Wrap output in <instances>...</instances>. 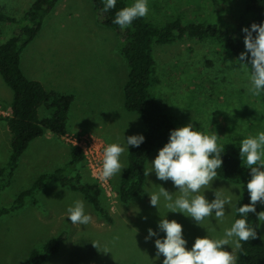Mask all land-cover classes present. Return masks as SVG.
Instances as JSON below:
<instances>
[{
	"label": "rangeland",
	"instance_id": "374dc122",
	"mask_svg": "<svg viewBox=\"0 0 264 264\" xmlns=\"http://www.w3.org/2000/svg\"><path fill=\"white\" fill-rule=\"evenodd\" d=\"M33 1L0 0V10L19 17ZM125 1L129 5L133 3V0ZM149 8L147 17L159 24L180 15L188 21L238 23L233 0H149ZM13 30L10 23H0V44ZM120 43L116 31L98 22L91 0H60L38 37L26 48L22 67L48 91L75 96L68 136L59 141L47 136L31 143L20 159L11 186L0 191V205L10 207L41 174L65 167L71 161L73 138L80 137L95 153L73 175L79 173L84 182L98 183L101 163L96 160L102 161L103 148L109 143L122 142L127 124L125 137L143 133L140 116L128 112L124 106L129 68L118 52ZM153 55L157 84L152 92L180 125L200 123L207 134L217 133L219 142L238 154L240 140L264 131L261 97L249 93L245 72L220 45L210 40L185 38L154 46ZM12 101L13 91L0 75V168L10 153L11 134L6 120ZM40 115L46 117L47 110L42 108ZM161 148L150 156L147 168ZM128 153L122 157L126 166ZM120 178L107 181L106 190L101 194V203L110 219L98 214L82 194L55 181L48 183L37 195L38 203L26 200L23 207L0 219V264H22L32 250L61 236L59 253L44 264H154L155 238L146 243L144 237L148 228L157 229L160 216L183 226V236L191 248L197 237L207 235V228L214 227L215 235L219 236L224 228L231 226L241 194L239 185L217 177L212 190L205 191L206 198L214 199V191L221 195L234 193V207L229 209L223 222L213 221L211 225L205 222L201 227L191 218L168 212L163 202L159 209L150 205L148 194L157 192L159 186L169 192L177 191L170 180H157L150 173L146 177L145 193L123 203L119 195ZM76 199L85 202L93 217L87 226L73 225L66 217L67 208ZM260 211H264V204L260 205ZM261 230L264 237V224ZM224 247L231 251L228 246ZM162 260L163 257L155 260V264H161Z\"/></svg>",
	"mask_w": 264,
	"mask_h": 264
},
{
	"label": "trees",
	"instance_id": "16d2710c",
	"mask_svg": "<svg viewBox=\"0 0 264 264\" xmlns=\"http://www.w3.org/2000/svg\"><path fill=\"white\" fill-rule=\"evenodd\" d=\"M59 2L60 0H34L19 17L0 10V23H10L14 28L12 35L0 44V75L13 91L10 116L6 120L11 134L10 153L6 164L0 168V191L11 186L20 159L33 141L44 137L46 133H51L58 139L68 136L69 114L75 96L48 91L40 80L30 78L22 67L26 48L38 37ZM91 3L98 22L120 35L118 52L129 68L124 85V106L128 112L140 116L143 123L142 134L146 137L139 148H130L128 164L120 178V200L129 203L145 193L144 171L150 156L167 143L170 130L183 126L152 92L153 86L157 84L154 46L173 44L185 38L210 40L237 60L244 51L242 28L250 27L252 23L264 22V0H233L238 19L236 25L225 21L224 24L213 23L207 19L188 21L180 15L163 24L148 17L140 18L133 22L131 28L123 30L113 20L118 10L130 6L127 1L117 0L116 8L108 12L103 11L102 0H91ZM260 97L264 108V93ZM42 108L48 112L43 118L40 115ZM195 130L205 132L200 123ZM217 143L222 149L223 160L221 169L217 170V177L239 185L241 194L235 208L248 204L249 194L245 186L250 179L249 170L242 167L237 152L229 150L219 140ZM84 161L82 149L72 146L71 161L65 167L54 173L41 174L33 186L23 191L10 207L0 205V219L23 207L26 200L38 203L37 195L52 181L82 194L98 214L110 219L101 203V187L97 183L84 182L79 173L73 175ZM260 205L257 204V212L260 211ZM237 218L239 216L234 215V219ZM249 222L255 224V216L250 215ZM257 233L256 239L244 242L242 248L237 249V264H264L261 226ZM62 239V236L54 237L42 247L32 250L22 264L46 263L59 253Z\"/></svg>",
	"mask_w": 264,
	"mask_h": 264
},
{
	"label": "clouds",
	"instance_id": "9594fccd",
	"mask_svg": "<svg viewBox=\"0 0 264 264\" xmlns=\"http://www.w3.org/2000/svg\"><path fill=\"white\" fill-rule=\"evenodd\" d=\"M102 3L103 11L108 12L116 8L117 0H102ZM149 12V0H133L130 6L115 13L113 23L122 30L128 29L135 20L147 17ZM241 31L244 33V51L236 61L247 76L249 93L260 96L264 93V22L252 23ZM127 128L128 124L125 130ZM195 128L190 122L170 130L167 143L158 150L144 175L147 177L154 173L157 180H170L177 189L169 192L159 186L157 192L148 194L152 207L159 209L163 202L168 212L180 213L202 227L205 222L209 225L213 221L216 224L223 222L229 209L234 207L235 194L221 195L214 191V199L209 201L206 198L205 191L212 190L217 170L223 164L222 149L217 143V133L209 135ZM125 130L122 142L109 143L103 148L99 171L101 180L121 177L122 170L127 167L122 159L124 154L129 152L130 146L139 148L145 142L146 137L142 133L125 137ZM238 146L242 167L249 170L250 175L245 186L249 203L235 208L234 215L239 218L234 219L231 226L224 228L219 236L215 235L214 227L207 228V235L197 237L191 248H188L183 226L176 220L160 216L157 229L148 228L144 237L146 243L155 238V260L163 257L161 264H237L235 251L242 248L244 242L257 238V229L264 224V211L257 212V204H264V131L243 138ZM177 192L179 195H175ZM250 215L255 216V224L249 222ZM66 217L71 224L81 226H87L93 220L82 199H76L67 208ZM161 233L164 235L161 236ZM224 246H228L231 251Z\"/></svg>",
	"mask_w": 264,
	"mask_h": 264
},
{
	"label": "built area",
	"instance_id": "2783aa9c",
	"mask_svg": "<svg viewBox=\"0 0 264 264\" xmlns=\"http://www.w3.org/2000/svg\"><path fill=\"white\" fill-rule=\"evenodd\" d=\"M9 116H10V114H9ZM72 144H73V146H77V147L82 149V151H83V153L85 155V159L88 158L90 155H94L95 154L93 152V148H91L90 146H87V144H83V142H82L80 137L73 138V143ZM96 161H98V163H101V165H102V161H100V160H96ZM94 168L97 169V165H96L95 160H94ZM97 177L99 179V182L97 184L101 187L102 190H106V187H107L106 182L107 181L101 180L99 176H97Z\"/></svg>",
	"mask_w": 264,
	"mask_h": 264
},
{
	"label": "crops",
	"instance_id": "0c3cea01",
	"mask_svg": "<svg viewBox=\"0 0 264 264\" xmlns=\"http://www.w3.org/2000/svg\"><path fill=\"white\" fill-rule=\"evenodd\" d=\"M47 136L53 137V139H55V140H57V141L60 140V139H58L57 137H55L54 135H52V134H50V133H46V135H45L44 137H47ZM44 137L39 138V140H40V139H43ZM37 140H38V139H37ZM71 153H72V150H71ZM7 160H8V158H7ZM6 162H7V161H6Z\"/></svg>",
	"mask_w": 264,
	"mask_h": 264
}]
</instances>
